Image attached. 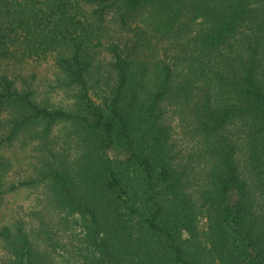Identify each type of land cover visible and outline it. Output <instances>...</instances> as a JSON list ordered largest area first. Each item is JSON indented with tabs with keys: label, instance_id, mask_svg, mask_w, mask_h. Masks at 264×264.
Returning <instances> with one entry per match:
<instances>
[{
	"label": "trees",
	"instance_id": "16d2710c",
	"mask_svg": "<svg viewBox=\"0 0 264 264\" xmlns=\"http://www.w3.org/2000/svg\"><path fill=\"white\" fill-rule=\"evenodd\" d=\"M58 261L264 264V0H0V264Z\"/></svg>",
	"mask_w": 264,
	"mask_h": 264
},
{
	"label": "rangeland",
	"instance_id": "374dc122",
	"mask_svg": "<svg viewBox=\"0 0 264 264\" xmlns=\"http://www.w3.org/2000/svg\"><path fill=\"white\" fill-rule=\"evenodd\" d=\"M87 12L89 11V7H86ZM2 11L3 13L5 12V8L2 7ZM141 27V26H140ZM156 39H153V43H156ZM166 46L163 42H158L157 47H156V51L157 53L162 54L165 50ZM149 54H151V51H148ZM11 64H14L15 60H11L9 61ZM29 63H27L28 67H30V64L32 62H34L33 60H29ZM17 63H21V62H17ZM47 64L43 62V65L38 66V71L40 72H44L45 71V66ZM48 70V69H46ZM178 130V128H177ZM65 132V123L61 122L58 123L57 128H56V133H58L60 135V137L62 138ZM15 154L16 157L18 158H22L24 156V152H21L17 149H15ZM8 156L12 155L13 156V150L12 152L7 153ZM12 199L15 201V204H22L24 205V207L26 209L32 208L35 206V199H36V194L34 192H30V191H26V190H21L19 192H17L15 195H13ZM58 264H60V262H57Z\"/></svg>",
	"mask_w": 264,
	"mask_h": 264
}]
</instances>
